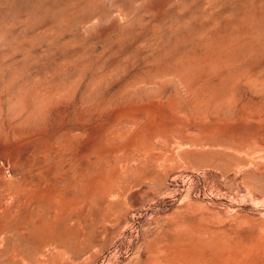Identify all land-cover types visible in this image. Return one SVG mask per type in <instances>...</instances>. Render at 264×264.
<instances>
[{
    "label": "rangeland",
    "instance_id": "rangeland-1",
    "mask_svg": "<svg viewBox=\"0 0 264 264\" xmlns=\"http://www.w3.org/2000/svg\"><path fill=\"white\" fill-rule=\"evenodd\" d=\"M264 264V0H0V264Z\"/></svg>",
    "mask_w": 264,
    "mask_h": 264
},
{
    "label": "bare ground",
    "instance_id": "bare-ground-1",
    "mask_svg": "<svg viewBox=\"0 0 264 264\" xmlns=\"http://www.w3.org/2000/svg\"><path fill=\"white\" fill-rule=\"evenodd\" d=\"M189 264V263H188Z\"/></svg>",
    "mask_w": 264,
    "mask_h": 264
}]
</instances>
